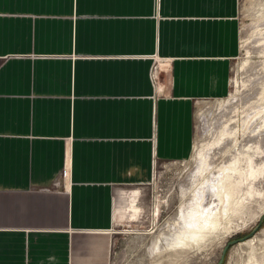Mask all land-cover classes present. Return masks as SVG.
<instances>
[{"label":"crops","instance_id":"1","mask_svg":"<svg viewBox=\"0 0 264 264\" xmlns=\"http://www.w3.org/2000/svg\"><path fill=\"white\" fill-rule=\"evenodd\" d=\"M235 16L236 0H0V264H106L123 190L130 212L156 163L188 156L195 104L226 95Z\"/></svg>","mask_w":264,"mask_h":264},{"label":"rangeland","instance_id":"2","mask_svg":"<svg viewBox=\"0 0 264 264\" xmlns=\"http://www.w3.org/2000/svg\"><path fill=\"white\" fill-rule=\"evenodd\" d=\"M235 17L226 95L195 104L188 156L156 163L130 212L123 190L106 264H216L264 212V0H236ZM222 264H264V220Z\"/></svg>","mask_w":264,"mask_h":264},{"label":"water","instance_id":"3","mask_svg":"<svg viewBox=\"0 0 264 264\" xmlns=\"http://www.w3.org/2000/svg\"><path fill=\"white\" fill-rule=\"evenodd\" d=\"M263 220H264V212L260 215L256 226L249 233L243 235L240 238H237V239H234V240H230L229 242H227L226 245L220 251V256H219L218 261L216 262V264H222V261H223V258H224V254H225L228 246H231V245L239 243V242H243L246 239L250 238L253 234L256 233V231L258 230V228L261 225Z\"/></svg>","mask_w":264,"mask_h":264},{"label":"bare ground","instance_id":"4","mask_svg":"<svg viewBox=\"0 0 264 264\" xmlns=\"http://www.w3.org/2000/svg\"><path fill=\"white\" fill-rule=\"evenodd\" d=\"M250 163H251V162H250ZM250 163H249V164H250ZM252 165H253V164H252ZM252 168H255V166H254V167H252ZM252 168H250V170H251ZM252 170H253V169H252ZM254 170H255V169H254ZM254 170H253V171H254ZM248 173H249V172H248ZM251 175H252V174H251Z\"/></svg>","mask_w":264,"mask_h":264}]
</instances>
